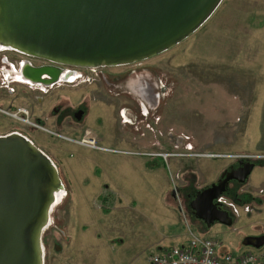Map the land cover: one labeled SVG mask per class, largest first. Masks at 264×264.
I'll list each match as a JSON object with an SVG mask.
<instances>
[{
	"label": "rangeland",
	"instance_id": "rangeland-1",
	"mask_svg": "<svg viewBox=\"0 0 264 264\" xmlns=\"http://www.w3.org/2000/svg\"><path fill=\"white\" fill-rule=\"evenodd\" d=\"M0 57L10 62L8 71L0 73V108L4 112L10 105L11 115L18 108L27 114L18 120L0 112V136L15 131L27 138L52 161L63 186L41 233L42 264H148L157 251L153 243L162 229L163 207L178 211L194 232L217 239L229 253L239 248L264 258V246H242L247 231L264 236L261 187L251 188L248 180L238 186L252 214L240 212L229 228L214 224L199 233L201 223L188 208L198 190L217 182L213 169L235 164L201 155L264 154L257 146L264 143L258 132L264 108V0H222L195 33L173 48L128 65L73 68L84 77L60 82L47 92L21 82L18 61H27V56L1 48ZM28 63L56 67L41 59ZM85 93L90 103L83 126L99 134L102 147L118 153L73 145L49 134L86 138L80 129H54L48 116L57 100L70 98L74 105ZM32 114L46 119L42 129L27 127L26 120L33 124ZM260 165L264 168V162ZM262 173L252 171L249 180ZM112 179L121 198L103 185L113 186ZM134 211L146 225L131 221ZM82 233V241L70 238ZM177 234H186L184 225L178 224ZM166 242L175 244L172 239Z\"/></svg>",
	"mask_w": 264,
	"mask_h": 264
},
{
	"label": "water",
	"instance_id": "water-1",
	"mask_svg": "<svg viewBox=\"0 0 264 264\" xmlns=\"http://www.w3.org/2000/svg\"><path fill=\"white\" fill-rule=\"evenodd\" d=\"M222 0H0V46L31 58L75 68L128 65L163 53L195 33ZM0 48V49H1ZM54 83L56 68L28 70ZM27 72V73H28ZM188 203L209 230L231 227L220 199L228 184L244 185L256 164L237 162ZM59 183V184H58ZM58 184V185H57ZM62 183L52 161L17 133L0 136V264H42L41 233L50 191ZM46 215V216H45ZM259 249L264 236L245 237Z\"/></svg>",
	"mask_w": 264,
	"mask_h": 264
},
{
	"label": "built area",
	"instance_id": "built-area-1",
	"mask_svg": "<svg viewBox=\"0 0 264 264\" xmlns=\"http://www.w3.org/2000/svg\"><path fill=\"white\" fill-rule=\"evenodd\" d=\"M69 71L62 72L61 76ZM80 74L74 73V76H70V79L79 76ZM4 79V78H3ZM5 85V79L2 82ZM9 110V109H8ZM4 111L7 116L12 117H27L25 110L18 108L15 115H11L9 111ZM27 123V120H26ZM76 145L81 147H88L90 149L105 152V153H118L114 150H109L102 147L99 142L95 139L82 138L74 142ZM210 160H231L233 162L239 160L249 161H264V154H253V155H230V154H208L201 155ZM163 160L164 155H160ZM220 202L225 204L227 207L232 209V212L237 215L238 212L230 203H226L225 200L220 199ZM245 212H248L246 209ZM185 227V242L181 245H175L165 248L155 254L149 256L148 264H264V258L260 255L255 254L252 251H243L238 254H232L226 251L219 241L201 236L194 232L187 222L183 221Z\"/></svg>",
	"mask_w": 264,
	"mask_h": 264
},
{
	"label": "flooded vegetation",
	"instance_id": "flooded-vegetation-1",
	"mask_svg": "<svg viewBox=\"0 0 264 264\" xmlns=\"http://www.w3.org/2000/svg\"><path fill=\"white\" fill-rule=\"evenodd\" d=\"M5 50H8V49H5ZM22 56L25 57L26 55H22ZM29 59L33 60L35 58H31V57H28L27 56V59H25L27 61H24V59L18 61L19 78H20V80H21V82L23 84H26V85L31 86V87H36V88L40 86L43 89L44 92L49 91V89L52 86H54V85H56V84H58L60 82L73 81V80H76L78 78H83L84 77L83 74H80L79 73L80 74L79 76H76V77H74V79L72 78V80H71L70 79V76L71 77L74 76L73 68H75V67H70V66H65V65H58V64H54L56 67L50 66V65L49 66L48 65L47 66H45V65H39L37 67H33L30 63H28V60ZM9 67H10V62L8 61V59L5 58V57H0V73L8 71V68ZM52 67L58 69L61 72H64V71H69V72L66 73V74H64L65 76H61V74L58 75V78L59 77L60 78L59 79L57 78V80H56L57 82L55 81L54 83H52L50 85H49L50 80L51 81H53V80L49 76H42L41 77V80H43L44 83H39V82L36 83V82H33V81H30L29 82L28 80H25L24 79L23 72L27 73L28 70H34V69H38V68H52ZM75 69H78L79 70V68H75ZM5 76H4V79H5V84H6V82H7V75H5ZM4 87H5V85H3V88ZM11 92H15V90L12 89ZM57 102L58 103H56V104H58V105H55L53 107L50 106V109L48 110V116L49 117H53V121H52L53 123H52V125H53L54 129H57L60 132H61V129H64V128H70V129L73 128L74 131H78L77 129H80V131L82 130V137L85 136L87 139H95L97 142H101V139H100L98 133H96V134L95 133H92V132H90L89 130H87L85 128V125L83 126V122L85 120V117L87 116V111H88L87 110V104L90 103V97L86 93L74 105L72 104V101L70 100V98H68V99L67 98H61V99L57 100ZM0 107H3L2 104H0ZM10 107L11 106L9 105L7 108L10 109ZM0 112L3 113V111H2L1 108H0ZM4 115H6V114L4 113ZM32 116H35V115L32 114ZM17 119L18 120H21L19 118H17ZM45 121H46V119H43L39 115H37L34 118L33 124L30 123V122H27L28 123V126L27 127H29L32 130L33 129L40 130V128L42 126H44L43 124H45ZM13 133H17V132L14 131ZM17 134H19V133H17ZM49 134L52 137H54L55 139H57V140L66 141V142H68L70 144H73V145H76L74 143L75 141L81 139V138L80 139H69V138H67L65 136H62V135L58 134L57 132H52V133H49ZM89 134H91V135L93 134L96 138L93 137V136H90ZM237 162L238 161H236L235 164H234V166L231 167V168H229L227 171H231V170L237 168V166H238L237 165L238 164ZM232 163H234V162H232ZM224 171H226V170H224ZM220 176L218 177V180L220 179ZM237 186H238L237 183H235L233 181L230 182L228 184V189H227L226 195L227 194H232L233 193V188H235Z\"/></svg>",
	"mask_w": 264,
	"mask_h": 264
},
{
	"label": "crops",
	"instance_id": "crops-1",
	"mask_svg": "<svg viewBox=\"0 0 264 264\" xmlns=\"http://www.w3.org/2000/svg\"><path fill=\"white\" fill-rule=\"evenodd\" d=\"M263 110V112H262V117L260 118V122H261V124H260V127H259V134H260V138L262 139V136H264V132H262L264 129L261 127L262 126V123L264 122V108L262 109ZM261 142V140L259 141V143ZM259 143H257V144H259ZM257 146H259V147H261L262 149H258V150H264V143H260L259 145H257ZM261 152V151H260ZM80 162H82V161H80ZM127 163H129V162H126V164ZM143 164V163H142ZM128 165V164H127ZM142 166V165H141ZM134 168H136V166H133ZM143 167H144V165H143ZM230 167V166H229ZM215 168V167H214ZM213 169V168H212ZM229 169V168H228ZM228 169H226V170H228ZM264 170V168H260V167H258V164H256V166L254 167V169L252 170V171H254V170ZM213 171V173H212V178L213 179H215V178H217L218 179V177L220 176V175H222V173H223V171H224V169H217V167H216V169H213L212 170ZM252 171H251V173H252ZM196 172H198V171H196L195 170V175H196ZM251 173H250V175H251ZM193 174H194V172H193ZM209 174V173H208ZM250 175H249V177H250ZM249 177H248V183L250 184V186H251V188H258V187H261L262 189H263V192H264V173H262V174H257V175H255V177H253V179L251 178L250 180H249ZM114 179V178H113ZM113 179H112V182H113ZM109 182H111V181H109ZM106 183H107V181H106ZM113 184V186L111 185V184H109V183H107V184H103V185H106L105 186V189H109V188H114V190H115V188H116V186L114 185V182L112 183ZM112 186V187H111ZM118 189V192L115 190L114 192L121 198L122 196H121V190H119V188H117ZM237 193H238V191H237ZM243 193V192H242ZM105 197V196H104ZM103 201V203H107V201H106V199L105 198H103L102 199ZM242 201H244V198L243 199H239L238 200V204L237 203H234V202H231V204H232V206L236 209V211L238 212V214H237V217H239V215H240V212L243 214V215H246L247 216V214L250 212V211H252V208L250 207V205L249 204H247L246 202H242ZM226 203H228V202H226ZM136 206V205H135ZM164 209H162V211H163V219L161 220V226H162V229L159 231L160 232V235H159V238H157L156 240H155V242L153 243V245H154V248L157 250V251H161V250H163V249H165V248H168V247H170V246H166L165 244L166 243H168V242H166V241H169V240H171L172 239V241H173V243H175L173 246H175V245H181V244H183L184 242H185V235L183 236V235H180V234H177V226H178V224L180 223V224H182L183 225V220L181 221V219H180V215H179V213H178V211H175L173 208H169V207H163ZM246 209H248V212H245L246 211ZM228 211H229V213L231 214V212H230V210H232L230 207H228V209H227ZM254 212H256V211H254ZM134 218L133 219H131V221L134 223L135 221H136V223H138V225H140V223H144L145 224V222H144V219H143V216H139V214L136 212L135 213V211H134ZM252 214V212H250V215ZM139 216V217H138ZM236 219V218H235ZM238 219V218H237ZM129 222H130V220H129ZM200 222V221H199ZM233 222H234V219H233ZM201 223V226H200V228H198V229H196L199 233H203V232H205V233H207L209 230H207V229H205V227H204V225H203V223L202 222H200ZM146 225V224H145ZM233 225V224H232ZM140 226H143V225H140ZM222 226V225H221ZM139 227V226H138ZM247 234H246V237H259L260 235H255V234H253V232L251 233L250 231H247L246 232ZM83 236H85L83 233L82 234H70V238L72 239V238H74V239H76L75 240V242H77V240H80V241H82V240H84L85 238L83 237ZM205 237H207V236H205ZM96 238H97V240H99L98 238V236H96ZM210 238V237H209ZM215 240H217V239H215ZM218 241V240H217ZM119 242H121V240L119 239ZM165 242V243H164ZM104 247H106L105 245H103ZM76 247H78V246H76ZM225 248V247H224ZM238 250V252L236 253V254H238V253H241V252H243V251H240L241 249H237ZM77 251V249H75V252ZM156 251V252H157ZM101 252H102V250L101 249H98V251H97V254L95 255L96 256V258L97 259H99L100 257H101ZM155 252V253H156ZM100 253V254H99ZM98 254L100 255V256H98ZM234 254V253H233ZM148 262V261H147ZM82 263L83 264H86V261H85V263H84V260H82Z\"/></svg>",
	"mask_w": 264,
	"mask_h": 264
},
{
	"label": "bare ground",
	"instance_id": "bare-ground-1",
	"mask_svg": "<svg viewBox=\"0 0 264 264\" xmlns=\"http://www.w3.org/2000/svg\"><path fill=\"white\" fill-rule=\"evenodd\" d=\"M0 48H1V46H0ZM23 74H24V79L25 80H28L29 82L31 81V80H33V79H36V77L35 76H33V74H31L30 72H28V73H25V72H23ZM60 78V77H59ZM58 78V79H59ZM51 82V81H50ZM57 82V81H56ZM17 135H20V134H17ZM20 136H22V135H20ZM59 184V183H58ZM57 184V185H58ZM240 186H242V185H240ZM61 186H59L57 189H56V187L53 189V190H51L50 191V197H51V203H50V206L53 204V203H55V202H57V196H58V194H59V192L61 191V190H59V189H61L60 188ZM64 193V192H63ZM46 216V215H45ZM48 223V216H46L45 217V224H47ZM40 247H41V245H40ZM39 253H40V255L42 256V259H43V252H42V247H41V250L39 251Z\"/></svg>",
	"mask_w": 264,
	"mask_h": 264
},
{
	"label": "trees",
	"instance_id": "trees-1",
	"mask_svg": "<svg viewBox=\"0 0 264 264\" xmlns=\"http://www.w3.org/2000/svg\"><path fill=\"white\" fill-rule=\"evenodd\" d=\"M260 164H261V163H258V166H261ZM237 188H238V186L235 187V188H233V193H232V194H227V195H225V198H226L227 200H229L230 202L237 203L239 199H243V196H242V195H239V194L237 193ZM237 204H238V203H237Z\"/></svg>",
	"mask_w": 264,
	"mask_h": 264
}]
</instances>
